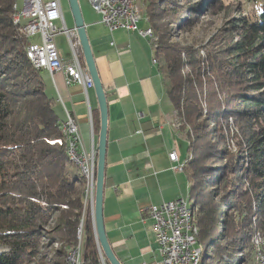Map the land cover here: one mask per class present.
Here are the masks:
<instances>
[{
  "label": "trees",
  "instance_id": "obj_1",
  "mask_svg": "<svg viewBox=\"0 0 264 264\" xmlns=\"http://www.w3.org/2000/svg\"><path fill=\"white\" fill-rule=\"evenodd\" d=\"M144 3L156 63L190 141L184 169L200 264H260L252 240L264 242V0L202 46L173 40L170 25H196L199 0ZM16 4L0 0V247L8 248L0 264H32L55 241L63 247L52 264H67L81 235L84 264L96 263L86 176L69 155L45 69L33 64L15 21Z\"/></svg>",
  "mask_w": 264,
  "mask_h": 264
},
{
  "label": "crops",
  "instance_id": "obj_2",
  "mask_svg": "<svg viewBox=\"0 0 264 264\" xmlns=\"http://www.w3.org/2000/svg\"><path fill=\"white\" fill-rule=\"evenodd\" d=\"M80 4L108 102L103 200L106 233L123 264H160L153 219L147 209L190 196L188 172L174 168L188 161L190 141L180 128L175 105L166 92L154 41L137 31L111 30L88 0ZM64 22L56 23L62 27ZM71 24L69 28L75 29L74 18ZM148 25L145 20L140 22L142 29ZM58 36L62 42L69 36H56L61 57L68 63L72 48L69 51L63 44L59 48ZM81 61L87 70L82 49ZM43 75L46 92L56 101L60 121H65L70 111L79 123L83 151L98 157L97 124L101 117L94 86L68 84L65 71L44 70ZM174 151L178 162L170 159ZM87 197L93 213L88 187ZM98 248L99 260L89 264H110L99 243Z\"/></svg>",
  "mask_w": 264,
  "mask_h": 264
},
{
  "label": "built area",
  "instance_id": "obj_3",
  "mask_svg": "<svg viewBox=\"0 0 264 264\" xmlns=\"http://www.w3.org/2000/svg\"><path fill=\"white\" fill-rule=\"evenodd\" d=\"M89 2L101 15V21L111 30L137 31L154 41V32L140 27V22L146 21L140 0H89ZM15 16L20 22V30L29 40L28 49L33 52L42 69L51 73L65 71L68 84L75 82L88 87L93 86L90 75L81 61V46L77 33L75 29L68 28L64 22L61 0H24L23 7L17 8ZM58 20L64 22L62 27L57 25ZM62 33L69 36L72 48V60L68 63L62 59L56 43V36ZM37 34L41 35L40 43L31 40ZM66 120L67 147L77 156L82 169L86 171L89 196L93 197L94 206L97 156L83 151L79 123L70 111H67ZM170 159L178 162L177 152H171ZM174 168L182 169V165L178 164ZM147 211L153 219L152 227L161 257L160 264H195L198 253L197 242L191 240L188 232L184 197L151 205ZM69 264H84L82 235L78 249L71 250Z\"/></svg>",
  "mask_w": 264,
  "mask_h": 264
},
{
  "label": "rangeland",
  "instance_id": "obj_4",
  "mask_svg": "<svg viewBox=\"0 0 264 264\" xmlns=\"http://www.w3.org/2000/svg\"><path fill=\"white\" fill-rule=\"evenodd\" d=\"M17 1L19 4V7H23L24 0H17ZM80 1L81 3L84 2V0H80ZM193 1H196V0H193ZM259 1L260 0H199L200 12L197 13V15L195 16V19L198 18L199 22L196 25L187 26L185 27V29L180 30L178 27L175 26V24H172V23L170 24V22L167 24H170L171 26L173 25V32H174L173 40L179 41L182 44H188V45L194 44L197 46H202L213 35H215L217 31L230 25V22L236 19H240L243 15L244 16L251 15V14L254 15L256 13L257 5L259 4ZM61 3L63 7L65 22L67 24V27L69 28L72 25L71 23L73 19L69 1L61 0ZM140 3L143 8V14L146 15L147 12L145 9L144 0H140ZM179 3L188 5L189 2L179 1ZM190 16H192V14H190ZM185 17L186 19H188L187 13ZM60 37L61 36H58L57 38V41L59 42V48H61V45L63 44L65 48H67L70 51L71 46H70L69 40L65 39L62 42L60 41ZM31 40L33 42L40 43L41 35L37 34ZM232 148L236 149V146L234 143H232ZM87 198L88 197H86V201H87ZM186 200L190 201L191 203L190 196L186 197ZM47 240L48 239H46V243L48 245ZM252 243H253L252 247L254 249V252H256L257 257H259V263L264 264V242L262 241L260 236L257 235L253 237ZM61 247H63L62 241H55L48 248L42 247L41 249L45 251V255H41V257L38 258L37 260H34L32 264H52L53 262L52 260L61 259L58 253V251L61 250ZM7 249L8 248H5L3 246L0 247V251H5ZM219 263L217 261H214L211 264H219Z\"/></svg>",
  "mask_w": 264,
  "mask_h": 264
},
{
  "label": "water",
  "instance_id": "obj_5",
  "mask_svg": "<svg viewBox=\"0 0 264 264\" xmlns=\"http://www.w3.org/2000/svg\"><path fill=\"white\" fill-rule=\"evenodd\" d=\"M70 9L75 21V31L77 33L81 49L83 51L85 64L88 73L92 80L93 86L96 90L99 108H100V134L99 144L97 147V168H96V182H95V201L93 221L96 232V238L99 246L110 264H123L114 252L110 241L108 239L104 213L103 200L105 189V169H106V151H107V132H108V102L106 92L99 74L94 53L89 40L81 4L79 0H68Z\"/></svg>",
  "mask_w": 264,
  "mask_h": 264
},
{
  "label": "bare ground",
  "instance_id": "obj_6",
  "mask_svg": "<svg viewBox=\"0 0 264 264\" xmlns=\"http://www.w3.org/2000/svg\"><path fill=\"white\" fill-rule=\"evenodd\" d=\"M16 7L18 8V4H16ZM144 18H146V22L149 24L147 27L148 31H153V28L150 25V17L146 14H144ZM15 21H17V17L15 16ZM19 23V22H18ZM154 32V31H153ZM155 35H154V39H155ZM28 54L33 62V64L35 65L36 68L38 69H42L40 66V63L38 61H36L35 55L33 54V52H31L30 49H28ZM63 127L65 130V133L67 131V120H65L63 122ZM68 151H69V155L71 156V158L80 166L83 174L86 176V171L84 169H82L81 167V162L79 159H77V156L74 155L70 148L68 147ZM184 164H182V169L184 168ZM184 211H185V216H186V223L188 225V232L190 233L191 236V240H193V242H197V259H196V263L195 264H200L201 261V254L203 251V246L201 244L198 243V239H197V235H198V231H199V227L196 224L195 220H194V211H193V207L191 206L190 201L186 200V198L184 197ZM81 232V230H80ZM78 249V245L75 247H72L69 252H68V257H67V264H69V260L71 259V250H77Z\"/></svg>",
  "mask_w": 264,
  "mask_h": 264
}]
</instances>
